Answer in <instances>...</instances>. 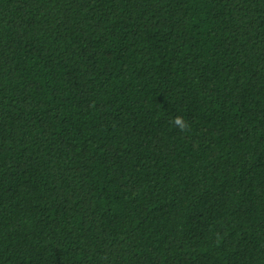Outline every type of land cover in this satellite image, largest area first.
<instances>
[{"label": "trees", "instance_id": "trees-1", "mask_svg": "<svg viewBox=\"0 0 264 264\" xmlns=\"http://www.w3.org/2000/svg\"><path fill=\"white\" fill-rule=\"evenodd\" d=\"M0 264H264V0H0Z\"/></svg>", "mask_w": 264, "mask_h": 264}, {"label": "clouds", "instance_id": "clouds-1", "mask_svg": "<svg viewBox=\"0 0 264 264\" xmlns=\"http://www.w3.org/2000/svg\"><path fill=\"white\" fill-rule=\"evenodd\" d=\"M171 124L179 129L181 132L190 131V126L183 116H176L171 120Z\"/></svg>", "mask_w": 264, "mask_h": 264}]
</instances>
